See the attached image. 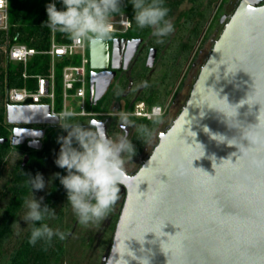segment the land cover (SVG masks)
<instances>
[{"label": "water", "instance_id": "water-1", "mask_svg": "<svg viewBox=\"0 0 264 264\" xmlns=\"http://www.w3.org/2000/svg\"><path fill=\"white\" fill-rule=\"evenodd\" d=\"M141 41L129 43L135 47ZM89 56L92 70L103 66L94 44H89ZM112 77L113 72H90L91 106ZM254 89L259 103L252 104ZM216 96L232 105L249 102L237 109L240 127H229L222 113L207 106ZM6 112L11 123H59L49 105L10 104ZM257 122L264 125V0H242L215 40L181 112L140 169L125 173L126 198L106 264H122L113 252L126 250L123 241L149 264H264V164L253 163L264 161V143L250 144L241 135L243 127L256 128ZM19 134L37 136L25 129L15 131ZM215 134L225 141L215 140ZM232 138L238 148L227 143ZM240 144L248 147L247 156L240 154ZM124 259L139 264L127 254Z\"/></svg>", "mask_w": 264, "mask_h": 264}, {"label": "flooded vegetation", "instance_id": "flooded-vegetation-1", "mask_svg": "<svg viewBox=\"0 0 264 264\" xmlns=\"http://www.w3.org/2000/svg\"><path fill=\"white\" fill-rule=\"evenodd\" d=\"M241 1L225 0L220 5H217L210 19L212 22L214 21L212 31L207 37L205 32L202 33L193 47L192 55L187 63L184 64L179 78L173 85L169 83L170 79L165 74V71L170 69L169 74L173 76L175 70L170 67L168 62L170 61L167 55L168 43L161 47V43H156L151 34L145 37L132 30V24L125 30L110 31V36L107 39L100 43H93L96 56L98 58L103 57L101 61L103 66L92 70L89 64V71L100 74H112L113 72V77L107 90L98 99L97 104L94 105L99 106L100 109L94 110L92 108L97 115L88 117V121L82 125L99 126L101 124L106 135L110 136L122 135L126 131L135 149V154L124 166L126 174L133 175L140 169L157 145L160 135L170 128L174 119L181 112L196 77L212 50L215 40ZM133 39H142V41L134 47V44L129 43ZM208 39L209 44H206ZM187 46H190V42L187 43ZM153 49H155V52H153V65L149 66L147 65V60ZM184 52L180 48L176 64L180 63ZM98 61L100 62V59ZM142 82H146L147 86H142ZM184 87L185 91L182 92ZM168 91H171V93L165 102L160 104L164 112L153 128L154 132L150 139L142 141L136 136L132 127L123 129L120 121L121 115H126L136 125L143 124L141 117L132 115L133 110H130L139 101H144L146 105H149L146 100H140V98ZM108 102V107L104 108ZM0 125L7 132V134H4L5 132L0 129V139H6L0 144H7L9 148L2 165L9 163L11 156L14 158L8 171V181L11 177L22 176L27 168L33 167V169H37L36 173L42 174L45 169L50 167V170L53 171L52 184L43 204H47L50 201L51 206L49 207L52 209L55 207L53 209L55 213H62L61 224H56V228L60 227L61 231L65 233L62 243H68L69 240L77 237L80 243L87 246L85 254H88V261L85 264H106L116 224L125 202L126 188L120 185L119 198L114 202L107 216L102 221L83 226L78 223L74 213L67 221L66 214L71 207L67 204L66 190L54 175L55 173L66 174L64 169L57 167L54 163L59 150L57 136L65 135L66 132L60 127L59 123H11L7 119L6 102L4 118L3 121H0ZM151 125L150 128H152ZM22 129L30 130L31 134L37 136L35 138L26 137L25 139H23V135L19 134L16 136L15 131H21ZM54 132H57V134ZM39 133H42V136H38ZM14 140H23V142L14 144ZM2 165L0 164V167Z\"/></svg>", "mask_w": 264, "mask_h": 264}, {"label": "clouds", "instance_id": "clouds-1", "mask_svg": "<svg viewBox=\"0 0 264 264\" xmlns=\"http://www.w3.org/2000/svg\"><path fill=\"white\" fill-rule=\"evenodd\" d=\"M120 2L121 0H60L62 7L58 10L55 2L49 0L45 5L47 19L43 25L52 31L66 33L73 41L85 44L100 43L110 36V17L114 13H119ZM130 3L135 26L138 29H150V34L156 43H161L163 38L174 31L173 22L168 17L169 10L165 6V0H130ZM142 86H147L146 82H142ZM221 100H223L222 104ZM240 102L232 105L227 102L226 98L216 96L215 102L210 101L207 106L222 113L229 127H240L239 122L235 120L237 109L244 103L249 104L247 100L244 103ZM254 103H259L258 93L255 89L252 94V104ZM153 112V124H155L159 121L160 110L154 108ZM72 116L71 111H65L61 117L63 123L60 122L61 118H58L60 127L66 134L57 136L59 150L54 163L57 167L64 169L66 174L55 173L54 175L66 190L67 204L70 205L78 223L88 226L102 221L119 198L120 185H123L122 180L125 175L124 166L135 154V149L126 131L118 136L106 135L101 124L85 126L73 121ZM120 121L123 129L132 127L136 136L142 141H147L153 135V128L143 124L136 125L126 115H121ZM255 125L256 128L253 129L243 127L241 135L247 138L250 144L264 143V125L259 122ZM213 138L220 142L226 139L221 134H215ZM233 140L237 139H227V143L236 145L238 148L236 143H232ZM239 147L242 149L240 154L247 156L248 147L241 144ZM203 155L204 152L201 156ZM175 163L177 168L183 167L182 161L178 160ZM253 163L259 166L264 164V161L253 160ZM24 175L26 176L25 183L29 187V195L23 199V214L19 218L25 222V227L28 229V243L51 242L53 237L63 240L65 233L47 223L48 219L55 216V211L47 204L41 203L43 197L39 199L34 197L33 189L41 190L45 187L42 174L37 172L34 176ZM13 223L19 225L18 222ZM161 233L160 236L167 235V233ZM168 237L166 242L161 240L160 245L167 243ZM123 244L126 248L125 251L113 252L119 254L118 261L128 264V261L124 259L127 254V256L138 260L139 264H149L147 257L134 256L124 241Z\"/></svg>", "mask_w": 264, "mask_h": 264}, {"label": "trees", "instance_id": "trees-1", "mask_svg": "<svg viewBox=\"0 0 264 264\" xmlns=\"http://www.w3.org/2000/svg\"><path fill=\"white\" fill-rule=\"evenodd\" d=\"M186 0H165V6L168 8V17L171 18L174 31L167 37L163 38L161 47L168 43L167 55L169 57V65L174 68L173 76H170V69H167L166 76L170 79L172 85L175 84L179 78L182 68L192 55V50L201 34L200 17L205 0H188L191 2V7L180 11L176 14L179 6ZM212 2L216 0H208ZM49 0H9V25L8 29L0 30V45L4 44L6 40L12 43H26L27 45L36 48L39 51L47 50L50 47L52 37L57 42H68L71 38L63 32L52 31L43 23L47 19L45 5ZM57 9L59 10L62 5L60 0H54ZM204 12V11H203ZM127 15L130 20L132 30H135L142 36L150 34V29H138L132 19L133 9L130 0H121L119 13H114L111 17H118L120 15ZM205 13H202L204 15ZM175 18V19H174ZM174 19V20H173ZM153 38V37H152ZM154 39V38H153ZM190 42V46L187 43ZM183 49L185 52L179 64H176L178 51ZM3 58V59H2ZM3 60L5 65H0V121H3L5 110V92L6 89L11 87H22L25 85V80L22 78L23 65L21 63H13L8 58L0 53V62ZM50 56L43 53L34 55L27 62L26 70L29 74L45 73L49 68ZM63 60L58 63L57 67L63 68ZM61 76L59 69H56V78L59 89H61ZM32 86V82H28ZM171 91L160 92V94L150 95L148 97L140 98L148 102V106L163 104ZM60 100L58 98V108H60ZM109 102L107 103V108ZM93 109H100L99 106H92ZM131 107L130 110H133ZM144 125L152 128L157 123L153 124V119L141 117ZM4 134L6 130L0 125ZM9 148L7 144H0V164L4 162V158ZM37 169L27 168L24 174L35 175ZM11 177L7 184L4 186V195L8 196V203L5 205L0 216V264H61L64 259L65 246L62 240L53 237L51 242L38 241L36 244L28 243V230L26 235L22 238L17 246L10 252H6V246L9 238L14 232V223L16 222L20 212L23 210V199L29 195V187L26 185V176ZM50 205V201L47 203ZM55 207H53L54 209ZM62 213H55L53 218L47 220L51 227L56 228L58 223L61 224ZM61 230V228L59 227Z\"/></svg>", "mask_w": 264, "mask_h": 264}, {"label": "built area", "instance_id": "built-area-1", "mask_svg": "<svg viewBox=\"0 0 264 264\" xmlns=\"http://www.w3.org/2000/svg\"><path fill=\"white\" fill-rule=\"evenodd\" d=\"M54 2V0H53ZM111 30H125L130 27L131 20L127 15L110 17ZM9 25V0H0V30L8 29ZM0 50L4 57L13 63H21L23 71L22 78L25 85L22 87H11L6 89V107L12 105H49L50 114L62 117L65 111H71L73 116L93 117L97 115L92 108H88L90 91V56L89 44L79 41L57 42L52 37L50 47L47 50L39 51L26 43H10L8 40L0 45ZM38 53L50 56L49 68L45 73L29 74L26 70L27 62ZM76 57L80 62L74 63ZM66 60L69 64H64L61 76V97L60 110L57 97L56 69L59 62ZM32 82L29 86L28 82ZM154 108H159V116L164 112L160 105L148 106L144 101H139L132 115L153 119ZM72 116V117H73ZM62 118L60 122H62Z\"/></svg>", "mask_w": 264, "mask_h": 264}, {"label": "rangeland", "instance_id": "rangeland-1", "mask_svg": "<svg viewBox=\"0 0 264 264\" xmlns=\"http://www.w3.org/2000/svg\"><path fill=\"white\" fill-rule=\"evenodd\" d=\"M222 1L225 0H216L215 2H212V6L211 2H209L208 0H205L204 2V7L203 9L206 10H202V13H205L204 15H202L201 13V17H200V29H201V34L200 37L202 35L203 32H205V36L207 37L210 32L212 31V27L214 25V21L212 22L211 16L213 15L214 11L216 10L217 5H220ZM191 2L186 0L184 1L180 6L179 9L177 10L176 14H178L180 11L188 9L189 7H191ZM204 11V12H203ZM175 19V18H174ZM173 19V20H174ZM206 44H209V39L206 42ZM0 53L2 54L1 50ZM3 59V58H2ZM80 62L79 57H76L74 60V63L78 64ZM70 62L67 61L64 64H69ZM0 65H5V62L3 60H1ZM57 69H59V72L62 74V67L58 66ZM167 73V71H165V74ZM163 73V75H165ZM57 97L60 99L61 97V89H59V87H57ZM185 91V87L183 88V91ZM6 93V92H5ZM88 108H90V104L88 103ZM60 110V108H59ZM97 110V109H94ZM161 118V116H159V119ZM73 121L75 122H79L81 124H84L85 122L88 121V117H83V116H73L71 118ZM63 123V120H62ZM55 134H57V132H54ZM14 161V158L11 156V158H9V163L4 164L0 167V216L2 214V211L5 207V205L8 203V197L5 195H3V191H4V186L6 185V183L8 182V171L12 165ZM52 174L53 171L50 170V167L45 169L42 172V176L44 178L45 181V187L44 189L41 190H33L34 193V197L39 199L40 197H43V201L45 199V197L47 196L48 192L50 191L51 188V184H52ZM43 201L41 202L43 204ZM23 214V210L20 212L19 216ZM73 215L72 209L70 208V210L67 212L66 214V220L68 221L71 216ZM19 223V225L15 224L14 225V232L12 234V236L9 238L7 246H6V252H10L12 249H14L15 246H17L19 244V242L22 240L25 232L27 231V228L25 227V222L20 220V218L18 217L17 221ZM65 246V254H64V259L62 261L61 264H85L88 261V254H85V252H87V246L80 243V241L78 240L77 237L69 240L68 243H63Z\"/></svg>", "mask_w": 264, "mask_h": 264}]
</instances>
